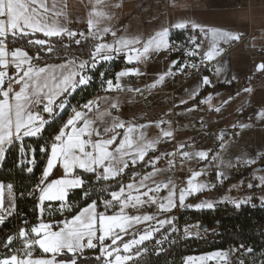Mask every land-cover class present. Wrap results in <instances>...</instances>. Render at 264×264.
Wrapping results in <instances>:
<instances>
[{
	"label": "snow or ice",
	"instance_id": "snow-or-ice-1",
	"mask_svg": "<svg viewBox=\"0 0 264 264\" xmlns=\"http://www.w3.org/2000/svg\"><path fill=\"white\" fill-rule=\"evenodd\" d=\"M122 6V0H0V167L13 148L15 167L27 174L34 173L40 156L46 157L30 189L20 191L0 181V226L20 217L14 231L0 234V264H152L146 257L167 252L165 244L203 238L201 233L208 231L199 224L181 228L180 211L215 210L223 203L237 210L255 207L251 196L189 202L226 181L225 169L264 160V153L225 159L232 137L240 136L248 123H233L232 129L239 130L232 137L220 131L216 149H196L192 142H175L169 118L179 116L181 106L188 113L222 114L242 93H253L251 87H241L226 97L210 92L200 98L202 88L215 89L221 79L228 85L238 81L226 72L223 55L243 43L244 33L190 17L169 20L147 34L131 32L115 23ZM174 30L191 34L180 44L172 39ZM182 50L183 58L170 60L163 71H147L161 53ZM121 58L126 66L111 72L107 66ZM208 65L215 79L201 73ZM255 72L264 73V59ZM196 73L201 75L184 90L186 98L162 115L146 119L150 113L141 109L139 115L124 117L123 109L136 104L137 97L148 101L153 90L176 76ZM97 82L91 98L71 104L74 94ZM69 108L68 118L49 140L26 142L42 138ZM256 115L264 120V106ZM198 122L209 126L203 116ZM185 165L190 174L181 179L176 174ZM57 169L62 172L54 176ZM210 169H215L217 183L208 181ZM258 179L259 184L247 187H264V175ZM18 192L20 199L32 200L34 220L18 211ZM260 203L264 207V197ZM253 252L241 243L187 256L183 264H246L243 256Z\"/></svg>",
	"mask_w": 264,
	"mask_h": 264
},
{
	"label": "trees",
	"instance_id": "trees-1",
	"mask_svg": "<svg viewBox=\"0 0 264 264\" xmlns=\"http://www.w3.org/2000/svg\"><path fill=\"white\" fill-rule=\"evenodd\" d=\"M181 32L172 33V39H181ZM123 59H118L111 65L107 66L111 72H116L125 67ZM102 68L105 66H101ZM230 86L216 85L215 89L208 88L205 92H201V99L208 93L222 92L230 90ZM232 89V88H231ZM98 90V82L93 87L89 88L85 92H77L71 97V103H83L85 99L91 98ZM242 98L250 101V94L242 93ZM243 101V100H242ZM241 104V103H240ZM184 106H181L177 111H182ZM248 109L252 110V115L256 113L255 108ZM249 111V110H248ZM67 116V112L62 114L55 122L48 126L44 132V136L41 139L34 140L29 139L26 142L30 144L44 143L46 140L56 134V131L62 125ZM254 117L248 122L253 121ZM233 131L228 132L232 135ZM39 155V154H38ZM46 157L40 156L38 161V166L34 169L33 174H27L21 171L19 168L15 167L17 160V150L12 149L8 155L7 160L3 167H0V181L4 183L11 182L14 185H20L22 191L25 189H30L31 186L35 184L38 176L41 174V170L44 166ZM195 168V167H194ZM254 171V169L252 170ZM250 171V172H252ZM250 174V173H249ZM239 184L241 188L243 187V182L240 181ZM233 188V187H232ZM245 189V188H244ZM234 191V188L231 189ZM253 191H257L256 187L251 188ZM232 191V192H233ZM226 187L219 188L216 191L204 194L205 197L218 198L222 194L226 193ZM237 192V191H236ZM235 194V191H234ZM198 197V196H197ZM83 204V201H78ZM252 204H246L237 210L231 203L218 204L215 210H206L205 212H196L193 210H182L178 213V224L182 228L185 224L191 225L197 222L205 224L207 230L212 228H217L219 231V236L216 238L207 237L206 239L194 238L188 240H181L179 243L174 245L166 244L164 247L167 248V252L161 253L159 256L151 254L150 259L152 264H179V262L185 259L187 256H200L217 249H229L232 246H239L243 243L246 247L250 246L254 249V252L250 255H245L243 258L246 264H264V207H261V203L256 202V198L253 197ZM20 209L24 213H28L29 220H34V215H32L29 210L31 207L29 200H18ZM20 223V218L17 220L10 219L6 222L4 226H0V234L14 231ZM149 248H152V244H149Z\"/></svg>",
	"mask_w": 264,
	"mask_h": 264
},
{
	"label": "rangeland",
	"instance_id": "rangeland-1",
	"mask_svg": "<svg viewBox=\"0 0 264 264\" xmlns=\"http://www.w3.org/2000/svg\"><path fill=\"white\" fill-rule=\"evenodd\" d=\"M126 5L125 7H122L120 10V17L119 21H116L115 23L123 24L125 25L129 31L131 32H139V33H150L154 29H157L160 27L161 24H166L169 20H175L178 17H190L191 19L194 20H200L204 22V18L200 14L196 15H186L182 14L183 10L186 8H191V10H199L200 6H203L205 8L206 2L205 0H149L146 3V6L143 7L142 9L138 8L140 5V2L142 0H125ZM145 4L144 2H142ZM228 3V2H226ZM231 3V2H230ZM151 6V9H148V7ZM139 9V10H137ZM231 9V8H230ZM186 11V10H185ZM205 19H208L207 17ZM168 54V53H167ZM242 54V53H241ZM246 58L244 55H240V63L238 64L239 70H242L244 67L246 68V63L244 62V59ZM247 59V58H246ZM159 63V62H158ZM165 64H167L166 61H164ZM235 65V63H233ZM249 66V64H248ZM159 69V68H158ZM249 73V71H248ZM247 81V75L244 78ZM243 81H237L234 83H240L247 85V82ZM196 80L192 81L191 83H187L184 85L181 89L180 92L183 91L187 86H194ZM170 87L172 88V84L170 82ZM246 87V86H244ZM164 88V87H163ZM186 88V89H187ZM230 88V87H229ZM233 88V86H232ZM235 93L236 90H228L230 93ZM263 92V91H262ZM221 96H227L226 92L220 93ZM175 97V96H174ZM259 99V98H257ZM243 100V101H242ZM264 104V100H262ZM214 103L216 102L215 100L213 101ZM241 103V104H240ZM250 104V105H249ZM171 98L169 94L163 93L159 95L152 96L148 99V101H143L140 103H136L134 105H127L126 109H128V113H124V117L129 118L132 116L133 113H136L137 115L140 114V110L144 109L145 111L149 112L150 115L146 117V119H152L155 118L157 115H162L165 110L170 108L171 106ZM259 105V104H257ZM264 106V105H263ZM250 108H257L255 105H252L251 101H247V99L244 100L242 98V95L239 98H235L234 102L231 103L229 106L226 107V110L222 112V114H216V113H209L208 112H192L191 114V123H186V119H184V122H180L176 124V130H178L177 135H182V139H187L189 141L191 140H198L199 138L202 142V140L206 139H215L217 140V135L219 134L218 132L220 131H227L230 132L232 130V124L237 123V122H245L251 120L255 115H252V110L248 109ZM262 107V106H261ZM260 107V108H261ZM243 108V112L240 111V109ZM259 109V108H258ZM256 109V112L259 110ZM249 110V111H248ZM183 111V110H182ZM67 112V111H66ZM179 112V111H178ZM70 114V113H69ZM208 114V115H207ZM68 115V114H67ZM203 116L205 122L208 123V127L206 128L207 133H211L208 136L205 135L204 133H198V131H193V129H190V127H197L200 123L199 118ZM247 121V122H248ZM143 122V121H142ZM246 123V122H245ZM261 128H264V120H260ZM219 130V131H217ZM155 134V133H153ZM241 136H243L238 142L233 143L230 147L229 150L226 152V157L227 159H233L235 156H249L251 154L252 150V143L249 142V138L247 137L246 133H241ZM179 139V138H178ZM211 142V141H210ZM216 146V145H215ZM264 153V148L261 150L260 154ZM257 166L263 164L260 160L257 161ZM256 166V167H257ZM62 170H54V176L60 175ZM250 174L246 175L242 182H243V187L239 184L236 185L234 188L235 194L233 190V185L227 187V192L222 194L218 198H207L204 196V194H207L208 192L205 191L203 193L197 194L196 198L193 200H189L191 203H198L201 200L204 199H209L213 201H219L225 197H227L229 200L233 198H240L243 199L245 197L251 196L256 198V202L258 201L260 203L261 197H264V187H256L258 190L257 191H252L251 188H248L247 185L248 183H253L254 185H257L260 183L258 177L264 175V170L262 171H252ZM161 177V176H160ZM163 177V176H162ZM254 177H257L254 179ZM164 179V178H162ZM241 183V182H240ZM239 185V186H238ZM245 188V189H244ZM233 191V192H232ZM237 191V192H236ZM198 196V197H197ZM196 211V210H193ZM205 212L206 210L202 211H196V212ZM199 224L200 226H205V224H202L201 222H197L191 225H196ZM183 228V227H182ZM213 229V228H212ZM195 230V229H193ZM166 245V244H165ZM164 245V246H165ZM183 260L179 262V264H183ZM209 264H214V262H209Z\"/></svg>",
	"mask_w": 264,
	"mask_h": 264
},
{
	"label": "crops",
	"instance_id": "crops-1",
	"mask_svg": "<svg viewBox=\"0 0 264 264\" xmlns=\"http://www.w3.org/2000/svg\"><path fill=\"white\" fill-rule=\"evenodd\" d=\"M135 1H137V0H135ZM148 1L149 0H142L140 2V5L138 8L142 9L143 7H145L146 6L145 2H148ZM72 2L75 4L76 0H72ZM122 2H123L122 7H125L126 1L122 0ZM142 2H144L145 4H143ZM205 2H206L205 8L203 6H200L199 10H196V9L191 10V8L189 7V8L184 9L182 14H186V15H189V14L193 15L194 14V15H196L198 13V14L203 16V18L205 20L204 22L209 24V25L220 26V27L233 29V30H239L243 33L246 31H251L255 34H258V38L251 42L252 47H253V45H255L254 47L264 48V0H205ZM226 2H228V3H226ZM237 4H239L241 6L240 10H236L235 7L237 6ZM151 8H152L151 6L148 7V9H151ZM137 10H139V9H137ZM206 17L208 19H205ZM80 27L83 28L84 25L81 24ZM181 31H183V30H180V31L174 30L173 33L174 32H181ZM240 55L242 57L240 48H236L233 51H231L230 53L223 55V59L226 62L224 65L226 72L229 75H237L239 78L238 81H240V80L243 81V80H245L244 78L246 77V75L249 71V66H248V60L246 58H243L244 62L246 63V68L244 67L242 70H239L240 67H238V64L240 63V60H241ZM122 59H123L124 63L126 64V60L124 58H122ZM237 62H239V63H237ZM233 63H235V65ZM165 67H166V64L164 62H162L160 60H155V61H152L147 66V71L150 74H155V73L163 71L165 69ZM258 77L260 78L259 79V85L264 86V73H259ZM216 85H222V86H226V87L230 86L232 88V85L226 84L223 79L217 81ZM163 87L165 90H169L171 88L170 87V81H168L166 83V85ZM185 89H183V91H181V92L179 91L178 93H176L175 97L169 95L171 98V105L170 106H172V104H174V103L178 104L179 99L181 97L186 98V93L184 91ZM205 89L207 90L208 88H202L201 92H203V91L205 92L206 91ZM231 90H234V89L232 88ZM223 92H226L227 95L229 94L228 90L222 91L220 93H223ZM230 93H232V91H230ZM256 95L260 101L264 100V90H263V92L257 91ZM137 103H140V102H137ZM263 105L264 104L256 105L257 108H255V110L258 108L260 109V107ZM125 111L128 113V109H126V107L124 108L123 113H126ZM179 112H180L179 116L172 115L169 117L170 119H172L174 121V127H176L177 123L184 122V119H186V121H185L186 123L192 124V122H191L192 117H191L190 113L185 112V111H179ZM256 114H257V112L254 114L255 116H254L253 121H250V122L245 121L246 123H248L249 127L242 131V135H243V133H246L247 137L249 138V142L252 143V150L253 151L249 155L251 157L254 156L255 154H260L261 150L264 148V128H261L260 119L257 118ZM200 126H201L200 124L197 127L192 126V127H190V129H193V131H195V132L198 131V133H204V134L207 133L206 128H204L203 130H199ZM238 130L239 129H236V131H238ZM217 131H219V130H217ZM176 133H178V130H176ZM211 133H207V136ZM242 137L243 136H241V135L235 136V138L231 139V145L233 143H236V142L242 140L241 139ZM197 139L198 140L189 141L187 139H182V135L175 134V142L176 143L192 142V143H194V147L196 149H201V148L216 149L217 148L218 140H215V139L212 140V139H206L205 138L201 142V140L199 138H197ZM168 146H171V145H168ZM224 156H225V159L227 160L226 152L224 153ZM235 157L232 160H235ZM240 157L247 158V156H240ZM194 167H195V165H192V168H194ZM162 178H165V177L158 176L156 179L160 180Z\"/></svg>",
	"mask_w": 264,
	"mask_h": 264
},
{
	"label": "built area",
	"instance_id": "built-area-1",
	"mask_svg": "<svg viewBox=\"0 0 264 264\" xmlns=\"http://www.w3.org/2000/svg\"><path fill=\"white\" fill-rule=\"evenodd\" d=\"M235 8H236V10H240L241 6L239 4H237V6ZM182 33L183 34H182V38L181 39H175V41H177L180 44L185 43L186 40H187V37L191 34L188 31H182ZM196 35L202 39V37L200 36L199 33H196ZM257 38H258V34H255V33L251 32V31H246V32H244V41H243V43L232 46L231 48H229L224 53V55H226V54L230 53L231 51H233L234 49L240 48V51H241L242 55H244L247 58L248 64H249V73H247V81L248 82L245 80L247 82V85H244L245 83L244 84H240L238 82V83H233L232 86H233L234 90H237V89H239L241 87H244V86L251 87L253 89V93L250 95V101H251L252 105H255V106L257 104L263 103V101H260L259 99H257L258 98L257 95H256L257 91H263L264 90V86L259 85V79H260L258 77L259 73L255 72L256 63H258L262 59H264V52L261 51L264 48H262V47H252V45H251V42L256 40ZM165 56H167V60H165ZM182 58H183V50L180 51V52H172L171 54L161 53L159 55V57H157L153 61L160 60L162 62L166 61L168 63L172 59H182ZM213 63H215V62H213ZM211 69H212V65H208L206 67H202L201 73L203 75H209L210 77H212L214 79L215 78L214 77V73H213V71ZM201 73L190 74L188 76H180V75H178L174 79L170 80V82L172 84V88H170L169 90H165L163 88V86H161L160 88H158L156 90H153V95L149 96L148 98H150L152 96H155V95L163 94L164 92L169 94V95H171V96H175L176 93H178L180 91V89L184 85H186L187 83H189V82H191L193 80L198 79V77H199V75H201ZM131 83H137V81L135 79H132ZM137 101L138 102H143L144 100L142 98H140V97H137ZM71 104L75 105V103H71ZM70 112H71V108H70ZM68 116L65 117V120L68 118ZM54 122L55 121L51 122L48 126H51ZM47 127H46V129H47ZM203 129H204L203 127H201V126L199 127V130H203ZM43 136H44V133H43ZM229 136L232 137V135H229ZM233 138H235V137H232V139ZM38 139H41V138H37V139H34V140H38ZM167 147L170 148L171 146L167 145ZM13 149H15V148H13ZM45 161H46V159H45ZM260 161L264 163V160H260ZM257 165L258 164L256 163L255 165H251L249 167H241L239 169H232V170L225 169V171L228 172L229 178L226 181H224L222 184H218L216 182L215 169H210L209 170L210 171V175L207 177V179L211 183H217V186L214 189H211V190H209L207 192L210 193V192L216 191V190H218L219 188H222V187H226L227 188V187L232 186V185L240 184V181H242L243 178L246 175L249 174V171H252ZM188 174H190V169H189L188 165H185L183 173H177L176 175L178 177H180L181 179H183V178H186V176ZM39 176H38V178H39ZM14 186H15L16 189L22 191L20 185L15 184ZM17 196H18V200H19L20 199L19 198V192L17 193ZM194 198H196V196L195 197H189V200H193ZM22 200H29L30 204H31L30 209L33 207V202H32L31 199H22ZM18 211L22 212L21 209H20L19 204H18ZM18 218H20L19 215H17L13 219L17 220ZM201 236L203 237L202 239H206L207 237L216 238L217 236H219V231L217 230V228H213L211 230H208L206 233L202 232Z\"/></svg>",
	"mask_w": 264,
	"mask_h": 264
},
{
	"label": "water",
	"instance_id": "water-1",
	"mask_svg": "<svg viewBox=\"0 0 264 264\" xmlns=\"http://www.w3.org/2000/svg\"><path fill=\"white\" fill-rule=\"evenodd\" d=\"M262 170H264V163L254 168V171H262ZM201 227L207 229L206 226H201Z\"/></svg>",
	"mask_w": 264,
	"mask_h": 264
},
{
	"label": "bare ground",
	"instance_id": "bare-ground-1",
	"mask_svg": "<svg viewBox=\"0 0 264 264\" xmlns=\"http://www.w3.org/2000/svg\"><path fill=\"white\" fill-rule=\"evenodd\" d=\"M69 113H70V108L67 110V114H68V115H69ZM68 115H67V116H68ZM58 118H59V117H58Z\"/></svg>",
	"mask_w": 264,
	"mask_h": 264
}]
</instances>
